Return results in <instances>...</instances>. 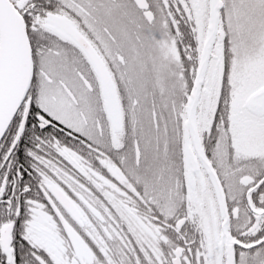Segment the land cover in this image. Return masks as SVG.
I'll return each mask as SVG.
<instances>
[{
	"label": "snow or ice",
	"instance_id": "1",
	"mask_svg": "<svg viewBox=\"0 0 264 264\" xmlns=\"http://www.w3.org/2000/svg\"><path fill=\"white\" fill-rule=\"evenodd\" d=\"M0 264H264V0H0Z\"/></svg>",
	"mask_w": 264,
	"mask_h": 264
}]
</instances>
